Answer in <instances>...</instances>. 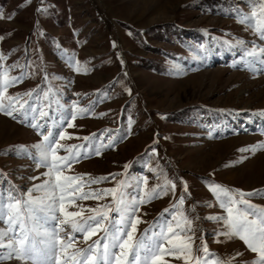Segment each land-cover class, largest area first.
<instances>
[{
    "label": "rangeland",
    "instance_id": "obj_1",
    "mask_svg": "<svg viewBox=\"0 0 264 264\" xmlns=\"http://www.w3.org/2000/svg\"><path fill=\"white\" fill-rule=\"evenodd\" d=\"M0 13V103L6 108L18 98L15 119L0 111L5 211L14 200L31 203L51 195L33 191L49 179L34 147L43 142L45 128L65 137L57 136L58 157L69 156V147L79 152L62 174L83 177L81 190L64 201L65 213L83 209L81 216L61 223L66 216L57 192L55 210L35 217L37 227L57 233V264H77L81 256L68 257L89 246L96 251L90 264H99L105 244L119 253L111 248L112 236L125 239L133 216L141 222L132 248L138 241L151 243L169 225L187 231V224L176 227L183 217L192 221L191 250L183 247L186 236L173 237L156 264L259 259L238 236L223 234L226 198L210 189H229L236 201L242 192L245 203L236 208L250 204L257 214L264 209V0H0ZM16 77L21 79L13 82ZM118 184L117 196L123 192L131 203L123 220L112 195L78 198ZM93 208L112 210L85 240L71 220L99 219ZM6 220L0 230L8 228ZM32 226L33 219L27 220ZM203 244L213 255L197 251ZM8 251L0 248L5 257ZM125 251L123 264H129L131 249ZM0 264L30 262L5 258Z\"/></svg>",
    "mask_w": 264,
    "mask_h": 264
},
{
    "label": "snow or ice",
    "instance_id": "obj_2",
    "mask_svg": "<svg viewBox=\"0 0 264 264\" xmlns=\"http://www.w3.org/2000/svg\"><path fill=\"white\" fill-rule=\"evenodd\" d=\"M3 14L0 13V19H3ZM260 36L261 39H264V26L260 27ZM251 55H255V53H251ZM6 75V73H5ZM21 79V77H16L13 79V82ZM8 83L5 82L4 88L6 89ZM31 95V93H28ZM18 98L12 97L10 98V102L5 108V106L0 103V111H4L5 114L12 116L13 119L16 117L13 115L15 111L14 104ZM23 108V105H21ZM80 112H85V109H79ZM44 115V113H41ZM74 119V117H73ZM30 127L37 128L39 125L30 124ZM69 127L73 125L69 124ZM42 135V143H37L34 147L37 149L39 153L38 164L41 166H45L49 168L47 173L49 179L45 181L40 187L34 188L33 191H44L51 193L50 196H45L41 199H32L31 203L28 201L14 200V202H9L7 204V211H5V205L2 201H0V220H5L7 217L6 223L8 224V228L6 230H0V248H7L8 256L5 257L3 253H0V260L5 258H16L25 262H30V264H57L56 258V241L58 239L57 233L55 231L48 233L45 229L41 227H37V221L35 217L38 216L40 212H48L51 213L55 210L56 207V193H59V201H60V211L64 213L66 219L61 221V223H69V219L80 217L81 212H64V201L66 197L74 196L75 193L79 192L83 185L77 183L83 179L82 176H67L63 175L64 168L70 167V161L73 159H77L79 157V152L73 154V148L69 147L65 149V151L69 152V156L58 157L56 155L58 140L64 139V135L62 133L57 134L52 131H49L47 128L41 133ZM71 138V137H69ZM87 139V138H85ZM259 147H264L261 145ZM253 149H241V151H252ZM96 154L99 155L100 152L97 149ZM127 167V165L125 166ZM54 174V175H53ZM114 178V177H113ZM107 179L106 177L93 179L89 183H98L100 180ZM175 184L173 183L171 187L174 189ZM121 184H118L116 188L104 190L103 192H89L83 193L78 198L79 199H88L95 198L100 199L102 196L112 195L114 201L116 202L115 211L117 214L121 215V219L128 213V209L131 208V203L125 202L123 192H119ZM185 191H187V185H184ZM163 190V189H162ZM213 193H216L218 198L223 196L226 199L221 204V207L225 209L227 212V217L225 218V224L228 225V230H226L223 234L227 236H238L241 240L245 242L249 249L252 252L259 254V259L255 260L253 264H264V209L259 210V214L256 211H252V205L247 204L246 209L236 208L235 205L237 203H245L243 200L244 194L242 192L239 193L241 199L236 201L230 195V190L225 189L220 185H212L210 189ZM155 191V190H154ZM158 194V193H157ZM251 195V194H249ZM45 201H48L47 203ZM143 203V201H141ZM179 203L182 205L184 203V197L181 196L179 198ZM38 204L40 207L34 208L32 205ZM112 209H108L107 211H103L100 208L89 209V211L97 213L100 217L97 219L95 216L88 217L87 220H83L82 222H77L75 219L71 220V229L76 232H82L85 234V240L92 234H95L96 229H101L103 226V221L108 220V212ZM183 217V214L181 213ZM251 216L252 219L249 220L248 217ZM33 219V226L31 228L27 227V220ZM209 219H217L215 217H209ZM141 221L133 216V222H130V231L122 233L126 238L121 240L119 234H113L112 236V249L119 248V253L115 251H109V245L105 244L104 252L100 253L97 256V260L99 264H123V257L127 255L126 249H131V260L129 264H149V260H152L153 264H156V256L164 250L165 241L168 243H172V238L180 236H186L189 243L185 244L183 247L190 249L192 236L188 235L189 232H193L191 229V220H188L187 217H183L180 222H177L176 227L180 228L181 223L187 224L188 229L185 231L181 228L180 232L174 231L173 227L169 225L166 231H162L160 236L153 240L151 243H148L145 240L138 241L135 245V248H132L131 241L133 240V235L136 231V225ZM9 232L12 233L9 236ZM147 232V230H146ZM171 234V235H169ZM5 238H7V243H5ZM71 240V237H68ZM62 243V242H61ZM97 247H99V242H96ZM71 247V244L68 245ZM176 246L173 245V248ZM66 251V249H64ZM203 251L207 253L209 256L213 255L209 253L207 245L203 244L202 249H197V251ZM169 253H172L173 249H168ZM81 256V260L77 262V264H90L93 256H96V251L93 247L89 246V248L84 250H77L72 256L68 257L69 261H75L76 256ZM179 258V257H177ZM197 264H201V260L203 264H209V261L206 257H197ZM219 264V262H216Z\"/></svg>",
    "mask_w": 264,
    "mask_h": 264
}]
</instances>
